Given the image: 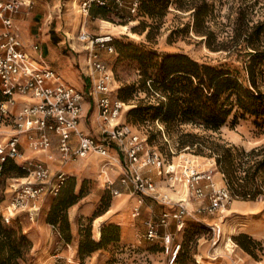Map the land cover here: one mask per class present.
Segmentation results:
<instances>
[{"label": "rangeland", "instance_id": "obj_1", "mask_svg": "<svg viewBox=\"0 0 264 264\" xmlns=\"http://www.w3.org/2000/svg\"><path fill=\"white\" fill-rule=\"evenodd\" d=\"M20 1H29L31 5L24 6L15 16L22 13L27 16L28 12L34 11V14L38 15L36 20L34 19L36 28L50 27L62 52L75 57L76 66L80 71L84 66L86 46L89 45L78 38L81 31H85L90 37L109 34L115 37V51L108 53L101 48L99 55L113 69V95L124 102L121 115L116 119L121 123H130L133 131L146 139L147 149L162 155L165 161L161 168L162 173L151 164L143 169V173L154 179L157 191L162 196L166 195L173 201L165 204L152 196L138 193L133 185L123 186L120 177L126 171V163L121 160L118 161L120 165L114 163L110 166L111 172L114 167L120 170V173L114 175L101 167L104 158L94 154V165L90 163L87 169H78L77 175L68 173L67 180L58 191H52L49 187V190L44 191L36 200H28L24 209L14 210L11 201L16 191L12 185L16 186L17 181L22 180L17 178L23 177L24 174L18 164L11 161L5 164L4 174L0 176V216L3 226L22 228L31 242V247L25 253L21 264H264V229L263 232L252 229L253 224H257L260 219L264 222V114H246L239 117L235 126L230 124L233 116L231 115L226 125L218 132L207 131L190 122H175L166 127L158 119V110L155 108L160 100H164L165 90L158 89L161 83L157 84V87L152 85L149 78L152 74L159 73L157 69L161 68L167 56L185 53L199 63L206 62L212 66L226 63L225 69L229 68L239 75L249 87L245 67L253 59V64L259 63L255 65L257 86L264 92V60L260 61L264 58V0H170L168 7L163 6L165 0H159L152 14L142 11L132 13L129 5L134 0H120L123 4L121 7L117 0H107L111 6L109 9L103 10L97 5H92L89 13L84 10L85 0ZM198 9L207 17L204 25L211 32L215 44L224 43L228 47L212 51L206 44L205 36L195 32V13ZM30 16H33V13ZM106 22L126 25L128 30L136 35L118 33ZM199 25L203 27V22ZM15 26L14 20L13 32L17 36ZM34 44L38 42L31 43L33 49ZM256 51L259 53L252 56L251 53ZM43 60L47 62L44 56ZM85 81L87 88L84 90L89 93L91 81L89 77H86ZM91 109L90 116H87V124L90 127L88 133L101 139L104 136L102 127L107 123L97 107L93 106ZM95 109H98L96 116L93 114ZM4 125L8 124H1L3 127ZM187 133L199 137L212 134L210 140L227 143L228 146L234 144L245 148L246 151L257 148L255 157H251L254 161L251 165L256 161L261 163L256 174V181L261 188L257 197L233 194L221 212H211L205 208L210 203L211 189L206 188L207 197L202 199L192 195L188 185L177 178L187 171L186 168H195L199 172L212 170L216 189L224 184L227 186V180L210 148L200 153L198 146L179 143ZM3 136L4 134L0 135ZM186 139L192 140L191 137L184 136V140ZM0 142L3 143L2 140ZM112 147L116 148L115 144H112ZM110 156L109 153L108 157ZM76 159L74 157L68 164L74 163ZM78 165L80 167L83 164L80 161ZM255 168L256 166L253 169ZM88 169L96 174L90 175ZM103 170L108 172V177ZM56 174H51L49 179L53 184L57 180ZM175 175L177 178H174ZM107 179L115 180V184L110 187ZM203 184L204 182L201 183L202 186ZM113 187L118 188L122 195L112 193ZM125 188H132L139 196L138 199L143 198L145 208L142 211L140 209L139 215L133 216L135 209L129 211L126 204L121 208L117 207L124 230L134 223L136 225L140 220L144 221L146 227L145 221L153 219L159 223L156 238L148 239L146 231L140 233V230L137 241L132 244L122 243L121 227L110 223L105 224L103 228L105 218L102 214L111 208L116 197L120 200L128 198ZM79 199L86 201L80 208L77 227L73 228L68 211L71 204ZM184 200L189 213L186 225L182 228L172 213L177 209V203ZM5 201L8 208L1 206ZM253 203L257 205L256 208H251ZM242 204L246 206L239 208ZM32 205L40 206V209L36 212ZM139 205L141 208L142 204ZM235 207L239 209L236 210ZM164 213L169 216L166 223H161ZM5 217H11V221L7 223ZM100 217L102 219L97 221ZM44 218L51 224L52 229L46 234L37 227L39 220ZM211 227H216V231ZM102 228L104 238L94 246L93 236L100 240ZM169 233L173 240L167 250L164 237ZM214 240L216 243H213ZM177 243L181 244L180 252L173 259V249ZM210 253L216 258L211 257Z\"/></svg>", "mask_w": 264, "mask_h": 264}, {"label": "built area", "instance_id": "obj_2", "mask_svg": "<svg viewBox=\"0 0 264 264\" xmlns=\"http://www.w3.org/2000/svg\"><path fill=\"white\" fill-rule=\"evenodd\" d=\"M117 1L119 7L123 6L122 1ZM93 2L100 5L108 4L107 0H85L86 13H89ZM28 5H31L29 1H0V19L3 25V30L0 31V124L8 123L16 131L7 141L0 142V171L5 162L14 161L24 174L23 177L17 178L22 180L17 181L16 186L12 185L16 191L11 201L13 209H24L28 200H36L44 191H48L49 187L52 191H58L68 178L66 172L59 171L56 174V183H51L49 166L41 159L26 156L21 149V135H26L28 145L34 152L47 153L49 158L53 157L51 151L56 147L63 163L74 157L84 158L96 152L104 157L103 167L107 169L113 165L108 160V156L111 145L115 144L120 153L118 161L122 160L126 163V171L120 177L122 185H133L138 193L152 196L165 204L172 203L171 198L162 196L157 191L154 179L143 173V169L150 164L162 173L161 168L165 162L162 155L147 149L146 139L134 132L130 123L111 124L112 120L121 115L124 102L113 95L111 87L114 78L113 69L101 59L99 49L103 48L108 53L114 52L115 37L112 34L90 37L85 31H81L78 35L81 41L89 44L86 46V57L82 68V73L91 81L88 93L64 81L60 74L43 60L41 52L35 57L23 48L21 41L13 32L14 16ZM138 5V0H134L129 5L132 13L137 12ZM34 50L39 51L38 44H34ZM17 95L33 99L24 102L22 108L14 113L12 105L17 101ZM86 98H89L99 109L101 117L107 123L102 127L104 136L101 139L80 127L83 102ZM186 169L187 171L179 178L176 175L174 178L184 181L191 194L202 199L207 197L206 188H210V203L205 208L211 212H221L233 197L228 186L224 185L216 189L212 170L199 172L195 168ZM106 182L112 187L115 181ZM202 182H204L203 186ZM112 193L121 194L120 190L114 187ZM184 202L185 200L179 201L177 209L172 213L179 227L182 228L186 225L189 213L188 206ZM142 203L143 198L140 197L139 204ZM32 208L37 212L40 206L32 205ZM132 214L133 216L140 214V205L135 207ZM168 216V213H164L161 223H166ZM5 221L9 223L11 217H5ZM145 225L147 238H156L159 223L150 219L145 221ZM211 228L216 231V227ZM172 240L170 233L164 237L167 250ZM213 243H216V240ZM180 247V243L175 245L173 259L178 256Z\"/></svg>", "mask_w": 264, "mask_h": 264}, {"label": "trees", "instance_id": "obj_3", "mask_svg": "<svg viewBox=\"0 0 264 264\" xmlns=\"http://www.w3.org/2000/svg\"><path fill=\"white\" fill-rule=\"evenodd\" d=\"M158 1H139L137 12L142 11L146 14H152ZM169 3L170 0H165L163 6L168 7ZM92 5H97L103 10L111 7L109 3L100 5L93 2L89 12ZM117 9H119L118 6ZM195 17L194 30L197 34L200 33V35L205 36L206 44L212 51L228 47L224 43L221 45L215 44V41L212 40L211 32L204 25L207 17L200 9L195 13ZM200 22H203V27L199 25ZM115 44L114 39L113 45L116 48ZM230 53L232 52L230 51ZM254 53H259V51L253 52L251 55L253 56ZM262 60L264 58L260 59V61ZM252 61L245 67L248 87L239 75L229 68L225 69L226 63H220L218 66H212L206 62L199 63L185 53L167 56L161 68L157 69L159 73L152 74L149 77L152 80V85L156 86L161 83L158 89L165 90L163 97L165 101L160 100L155 107L158 110V119L166 127L175 122H190L203 127L207 131L218 132L226 125L231 115L233 116L230 124L235 126L239 117H244L246 114H264V92L257 86V70L255 69V65L259 63L253 64ZM211 135L199 137L187 133L184 136L191 137L192 140H184V136H182L179 143L181 145L198 146L200 147V153L204 149L210 148L212 153L216 155L219 169L224 173L231 195L256 198L261 191L260 185L256 181V174L261 163L256 161L251 165L254 162L251 157H255L257 148L246 151L245 148L234 144L228 146L227 143L210 140ZM9 162L11 161L5 162L3 168ZM254 166H256L255 170L253 169ZM3 174L4 169L0 171V176ZM76 202H73L71 206ZM114 225L119 227L115 223ZM103 238L104 231L102 228V238L99 241H94V246L99 244ZM30 247L31 242L23 233L22 228L3 226L0 216V264H21V260L25 258V253Z\"/></svg>", "mask_w": 264, "mask_h": 264}, {"label": "crops", "instance_id": "obj_4", "mask_svg": "<svg viewBox=\"0 0 264 264\" xmlns=\"http://www.w3.org/2000/svg\"><path fill=\"white\" fill-rule=\"evenodd\" d=\"M33 13V16H30V14ZM37 14H34V11H30L28 12L27 16H25L23 13L20 14L19 16H14V20H15V32L17 34V36L19 37V40L21 41L23 48L32 56H37L38 52H41L42 55L45 57V59L47 60V62H49L52 67L60 74V76L62 77V79L64 81H66L69 84H72L73 86H76L77 88H79L80 90L85 91V87L87 88V84H86V76L82 73V71L79 70V68L76 66V62H75V57L71 56V55H65L62 52L61 47L59 46V42H57V37L53 36L51 31H50V27H38L36 28V24L34 19L37 17ZM36 20V19H35ZM0 29H3V25H2V21L0 19ZM37 41L38 42V46H39V51H35L32 46L31 43ZM17 101L15 102L14 105H12V110L14 113H16L17 111H19L24 102L26 101H31L29 99H27L26 97H23L21 95H17ZM83 103H86V106L84 107L83 105V112H82V118L80 121V127H82L86 132L90 131V127H88L87 124V116H90L89 114H91L92 109L93 108V103L91 104V100L89 98H86L84 100ZM94 116L97 115L96 109L94 111ZM91 118V117H90ZM96 122V121H95ZM8 124V123H5ZM97 124V123H94ZM15 129H13V126L8 124V125H4L1 126L0 124V135L4 134L3 137H0V140H2L3 142L7 141L14 133H15ZM75 138V136H74ZM21 140V149L24 151L25 155L28 157H32V158H37V159H42L44 161H46L48 163V166L51 169V174L54 175L56 173H58L59 171H65L68 175V173L77 175L78 174V169H82V168H88L89 164L92 162H89V164L86 163V159L87 158H78L76 160H78L77 162L73 161L74 163H70L68 164V161L66 163H63L60 158L57 159V157H60V153L57 150L56 147H54L52 149V158H49L47 153H37L34 152L28 145V141H27V137L26 135H21L20 137ZM95 154V153H94ZM93 154V155H94ZM110 154L111 156L115 155L120 159V153L117 151V149L115 147H112L110 150ZM98 155V154H97ZM99 156V155H98ZM104 158V157H103ZM80 159V160H79ZM83 164L79 167V163ZM212 161V160H211ZM104 159L101 161V167L103 166ZM87 164V165H86ZM94 165V163H92ZM103 168V167H102ZM110 171V168H109ZM88 173L92 176H94L96 174V172L91 171L88 169ZM110 173L117 175L118 173H120V170L114 167V170ZM217 175V174H216ZM107 177L109 175H106ZM105 175H103V177H106ZM115 181V180H113ZM223 183L225 182L224 179L222 180ZM100 184V183H99ZM115 184V182H114ZM113 184V185H114ZM226 185V184H224ZM223 185V186H224ZM100 186V185H99ZM80 187V186H79ZM126 194L128 195V198H123L120 200V198L116 197V200L113 201V204L111 206L110 209H108L105 213L102 214V217L105 218V222L103 224V228L108 224H116L119 227H121V242L122 243H128V244H132L135 241H137L138 236V232L140 231H146V227L144 226V221L140 220L139 223H137L135 225L132 224V226H127V228H125L124 230V223L123 220L120 216H118L117 214V207L121 208L123 206L129 208L131 211V209H135V207H137L139 204V199H138V195L135 194V192L132 190V188L129 189H124ZM122 195V194H120ZM119 197V196H118ZM86 200H81L80 199L73 204L70 208H69V221L72 225L73 228L77 227L78 224V216H80V208L81 206L85 203ZM137 203L135 206L134 204ZM142 203L141 205V211L145 208V204ZM2 208L6 207L8 208V203L7 201H5L4 203L1 204ZM241 206H246V204H242L239 205V207ZM257 205H255V203H253L251 205V208H256ZM85 213V212H84ZM95 222V221H94ZM94 225V223H93ZM37 227L39 229H41L42 231H44V233L46 234L48 230H52L51 229V224H49L46 219L44 218V220L40 221L37 225ZM253 230L255 231H260L263 232L264 229V222L262 219L259 220V222L257 224H253L252 227ZM94 232V230H93ZM94 237V241H99V238L96 237L95 235ZM211 251V248L209 249ZM211 255V253H210ZM211 257L216 258L214 255H211ZM264 262V260H263ZM252 264V263H250Z\"/></svg>", "mask_w": 264, "mask_h": 264}, {"label": "bare ground", "instance_id": "obj_5", "mask_svg": "<svg viewBox=\"0 0 264 264\" xmlns=\"http://www.w3.org/2000/svg\"><path fill=\"white\" fill-rule=\"evenodd\" d=\"M108 25H110V26H113V28H115L116 30H117V32L118 33H128V34H130V35H132V36H135L136 34L134 33V32H131V31H129L128 30V26H126V25H115V24H113L112 22H106ZM27 99H29V100H32L33 98H31V97H26ZM83 105H84V107L86 106V103H83ZM97 110V112H98V109H96ZM117 122H119V120L118 119H114V120H112L111 121V123L112 124H115V123H117ZM95 154H98V153H96V152H94ZM94 153H90L88 156H86V157H84V159L85 158H87L86 160H88L86 163L87 164H89V162H92V163H94L96 160L95 159H93L92 157H94ZM90 155H92V156H90ZM99 155V154H98ZM90 156V157H89ZM193 156V155H192ZM195 156V155H194ZM197 156V155H196ZM103 157V156H102ZM197 157H200V158H202L201 156H197ZM78 159V158H77ZM81 159H83V158H81ZM108 160L110 161V163H113V165H114V163L115 164H119L120 165V162H118V157L117 156H110V157H108ZM112 160V161H111ZM210 160H212L213 162H215L212 158H210ZM78 161V160H77ZM76 161V162H77ZM86 164V165H87ZM212 165H214V164H212ZM87 167V166H86ZM84 168V169H87V168ZM103 167V166H102ZM103 168H106V167H103ZM107 169V168H106ZM109 170V169H108ZM103 173L105 174V175H108V172L107 171H105V170H103ZM107 180H109V179H107ZM216 184V183H215ZM244 202V201H243ZM236 204H239V202L237 203L236 202ZM237 206V205H236ZM239 208H241V207H239ZM238 207H235V209L237 210V209H239ZM223 209H225V208H223ZM231 212V211H230ZM102 218L100 217V218H98L97 219V221H99V220H101ZM97 234H99V228H97ZM96 234V235H97Z\"/></svg>", "mask_w": 264, "mask_h": 264}]
</instances>
